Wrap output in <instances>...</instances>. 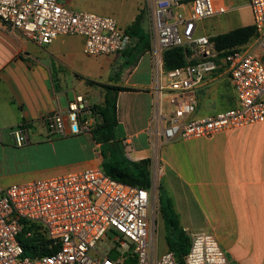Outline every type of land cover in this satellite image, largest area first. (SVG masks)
I'll return each instance as SVG.
<instances>
[{
	"label": "built area",
	"instance_id": "2783aa9c",
	"mask_svg": "<svg viewBox=\"0 0 264 264\" xmlns=\"http://www.w3.org/2000/svg\"><path fill=\"white\" fill-rule=\"evenodd\" d=\"M68 0H0V21L38 46L60 36H82L90 57L119 54L135 43L114 17L75 11ZM150 39L155 94H169L171 112L157 135L165 143L210 138L264 123V0H247L257 37L231 53L219 52L214 36L198 34L205 19L239 10L226 0H143ZM188 50L187 64L164 68L163 55ZM221 77L229 79L235 104L193 117L196 91ZM98 123L94 106L83 96L69 102L67 116L58 110L46 118L49 134H92ZM67 129L69 131H67ZM153 132V128L149 133ZM16 146L28 142L24 125L12 131ZM152 188L126 185L103 168L0 185V264H179L167 250L159 254ZM41 236L26 254L20 241ZM184 264H231L217 238L207 232L189 235Z\"/></svg>",
	"mask_w": 264,
	"mask_h": 264
},
{
	"label": "crops",
	"instance_id": "0c3cea01",
	"mask_svg": "<svg viewBox=\"0 0 264 264\" xmlns=\"http://www.w3.org/2000/svg\"><path fill=\"white\" fill-rule=\"evenodd\" d=\"M226 1L249 10L253 24L247 0ZM140 9L144 10L143 0H135L121 14L120 23L116 20L119 27L128 30ZM142 30L148 36L144 26ZM131 36L135 43L123 52L90 57L84 53L82 36H60L50 45L38 46L11 33L0 21V147L15 151V164L30 165L11 173L0 185L103 168L113 155L131 163L149 159L151 173L157 162L160 165L161 183L185 232L213 234L231 264H256V256L264 254V123L210 138L165 143L157 132L172 110L170 96L155 94L151 46L146 50L139 36ZM105 86L121 88L114 140L100 144L92 134H49L47 116L58 110L67 116L69 102L77 96L103 108ZM196 95L193 117L225 111L235 104L227 77L199 88ZM21 125L28 130V142L18 147L12 131ZM54 158L59 161L53 163ZM167 250L166 242L158 253Z\"/></svg>",
	"mask_w": 264,
	"mask_h": 264
},
{
	"label": "trees",
	"instance_id": "16d2710c",
	"mask_svg": "<svg viewBox=\"0 0 264 264\" xmlns=\"http://www.w3.org/2000/svg\"><path fill=\"white\" fill-rule=\"evenodd\" d=\"M129 35L139 36V40L145 43V49H150L148 36L142 30V16L139 15L133 24L126 30ZM257 37L256 29L253 25L237 27L228 33L216 35L213 40L219 52L231 53L237 48L244 46ZM188 50L185 48H175L168 50L163 55L164 68L166 71H173L187 64ZM107 90L106 103L103 108L94 106L95 114L102 117L98 121L96 128L92 132L93 139L100 144H108L114 140V130L118 125L117 120V94L121 88L105 86ZM152 161L149 159L131 163L113 155L103 163L104 171L114 180L131 186L148 189L152 185L151 167ZM161 214L166 229V242L168 249L173 251L179 264H184V257L190 250L191 239L180 224L179 216L174 208L171 198L160 200ZM21 243L25 246L26 254L30 255L31 248L37 242L44 243L41 236L27 238L24 234L20 236Z\"/></svg>",
	"mask_w": 264,
	"mask_h": 264
},
{
	"label": "rangeland",
	"instance_id": "374dc122",
	"mask_svg": "<svg viewBox=\"0 0 264 264\" xmlns=\"http://www.w3.org/2000/svg\"><path fill=\"white\" fill-rule=\"evenodd\" d=\"M135 0H71L67 3V7L75 11H91L101 15L113 16L116 20L121 21V14L130 8ZM140 15L142 16V26L147 29V19L145 18V11L140 9ZM120 23V22H119ZM122 24V23H121ZM251 24V15L249 10H235L226 14L218 15L212 18L205 19L199 23L198 31L203 35L216 36L229 31ZM225 91L227 95L231 97L229 85L224 82ZM65 101V99H64ZM101 119V117H99ZM99 119V122H100ZM263 124V123H262ZM253 125H249L243 128H251ZM185 142V141H183ZM15 151L12 149H3L0 147V183L4 184L8 181L9 175L20 169H27L30 165L28 163L15 164L13 158ZM80 155L73 156L72 158H78ZM59 159H53L52 162L56 163ZM151 173L152 185L151 188L154 192V218L158 228V245L159 252H162L166 248V229L163 224L164 220L160 211V200L161 198H170L164 191V186L161 183L160 176V165ZM3 187H6L5 185ZM188 234V233H187ZM189 233L188 235H190ZM256 264H264V254L256 256Z\"/></svg>",
	"mask_w": 264,
	"mask_h": 264
}]
</instances>
